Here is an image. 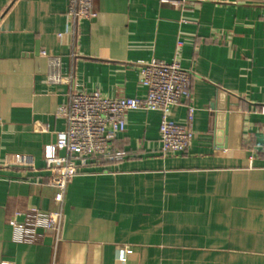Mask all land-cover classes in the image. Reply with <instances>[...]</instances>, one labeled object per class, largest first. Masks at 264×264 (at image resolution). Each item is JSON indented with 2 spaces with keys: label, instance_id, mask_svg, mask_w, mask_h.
Wrapping results in <instances>:
<instances>
[{
  "label": "crops",
  "instance_id": "1",
  "mask_svg": "<svg viewBox=\"0 0 264 264\" xmlns=\"http://www.w3.org/2000/svg\"><path fill=\"white\" fill-rule=\"evenodd\" d=\"M69 1L0 0V264H264V0H93L75 33ZM44 51L64 83H47ZM176 58L193 77L172 118L195 105L191 146L164 153L161 113L132 110L123 156L89 159L59 203L44 150L69 93L144 97L138 65ZM60 209L59 241L17 238L13 220Z\"/></svg>",
  "mask_w": 264,
  "mask_h": 264
},
{
  "label": "built area",
  "instance_id": "2",
  "mask_svg": "<svg viewBox=\"0 0 264 264\" xmlns=\"http://www.w3.org/2000/svg\"><path fill=\"white\" fill-rule=\"evenodd\" d=\"M98 15L93 0H70L67 17L69 27L76 32L83 20H92ZM183 42L178 41V47ZM50 68L46 78L49 84L64 83L67 77L62 72V61L49 55ZM139 81L146 87L144 97H110L98 90H72L66 104L60 105L58 117L65 120L64 130L57 132L56 142L48 144L44 157L51 163L49 184L58 188L55 199L63 204L67 188L91 158L108 160L121 158L123 152H115L113 141L127 129V115L132 110L159 111L161 113L160 144L164 153H179L188 149L194 139L193 122L196 107L188 105L186 121L178 123L172 118L173 109L190 100L192 71L183 67L179 58L171 62L152 59L138 65ZM64 151L65 154H60ZM62 209L52 212H31L24 222L13 220L20 241L35 240L36 230L44 227L56 234L59 241L63 227ZM123 260L125 254L121 255ZM1 264H14L2 262Z\"/></svg>",
  "mask_w": 264,
  "mask_h": 264
},
{
  "label": "water",
  "instance_id": "3",
  "mask_svg": "<svg viewBox=\"0 0 264 264\" xmlns=\"http://www.w3.org/2000/svg\"><path fill=\"white\" fill-rule=\"evenodd\" d=\"M224 110H228V107L226 106ZM217 137L220 139V145L224 141L223 145H225V139L227 138V132H228V113L226 114H219V120H218V126H217Z\"/></svg>",
  "mask_w": 264,
  "mask_h": 264
}]
</instances>
